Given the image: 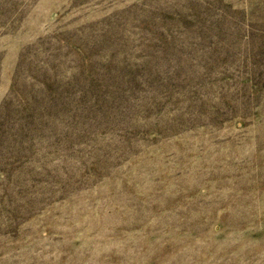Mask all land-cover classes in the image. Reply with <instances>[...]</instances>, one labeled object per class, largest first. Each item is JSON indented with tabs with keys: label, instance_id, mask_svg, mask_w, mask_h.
I'll return each mask as SVG.
<instances>
[{
	"label": "rangeland",
	"instance_id": "1",
	"mask_svg": "<svg viewBox=\"0 0 264 264\" xmlns=\"http://www.w3.org/2000/svg\"><path fill=\"white\" fill-rule=\"evenodd\" d=\"M0 264H264V0H0Z\"/></svg>",
	"mask_w": 264,
	"mask_h": 264
}]
</instances>
